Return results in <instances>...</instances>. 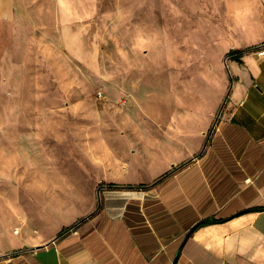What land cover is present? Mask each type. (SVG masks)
<instances>
[{"label":"rangeland","instance_id":"obj_1","mask_svg":"<svg viewBox=\"0 0 264 264\" xmlns=\"http://www.w3.org/2000/svg\"><path fill=\"white\" fill-rule=\"evenodd\" d=\"M69 1L76 21L67 23L66 36L56 0H25L26 31L12 42L8 30L2 36L0 131L32 133L25 142L40 149L29 155L40 156L43 145L61 158L50 177L56 181L60 172L59 188L26 193L23 185L17 195L13 189L25 183V142L14 164L3 153L0 219L12 231L17 212L31 219L46 204L60 211L63 202L64 222L71 210L85 217L104 209V184L148 185L164 164L171 170L170 157L199 153L204 141H191L205 136V111L208 134L232 83L226 43L264 40V0ZM6 141L15 149L14 139ZM8 167L20 175L6 173ZM33 227L45 232L41 223Z\"/></svg>","mask_w":264,"mask_h":264},{"label":"crops","instance_id":"obj_2","mask_svg":"<svg viewBox=\"0 0 264 264\" xmlns=\"http://www.w3.org/2000/svg\"><path fill=\"white\" fill-rule=\"evenodd\" d=\"M24 1L0 0V55L4 30L10 32L11 42L17 31H26ZM56 3L66 36L67 23L75 20L71 12L75 7L69 0ZM226 46V54L243 52L241 62L228 59L232 83L226 103L208 134L211 120L206 109L205 136L191 141H204L199 153L170 157L171 170L164 164L154 173L156 181L148 185L104 184L101 189L108 195L104 209L99 206L85 217L72 216L71 210L70 220L64 222L60 215L65 214L66 205L58 202L62 212H49L47 204L41 214L33 212L31 219H21L17 212L14 218L19 225L13 231L8 221L0 219V264H264V56L253 52L264 46V40ZM9 122L19 125L17 120ZM30 134L0 131V161L8 153L10 164L17 162L22 157H18V144L31 140L34 134ZM49 137L44 135L43 141ZM6 139H14L15 149L5 145ZM27 142L22 150L26 152L25 183L13 191L20 195L23 185L26 193L59 188L60 172L56 181L50 178L60 171L54 166L61 161L56 159L57 152L42 145L40 156L29 155L40 148L34 141V145ZM39 158L47 159L41 160V167ZM20 171L8 167L6 173L20 175ZM56 196L60 194L51 198ZM206 220L213 222L194 230ZM39 223L45 232L33 227ZM68 226L74 230L66 231Z\"/></svg>","mask_w":264,"mask_h":264},{"label":"trees","instance_id":"obj_3","mask_svg":"<svg viewBox=\"0 0 264 264\" xmlns=\"http://www.w3.org/2000/svg\"><path fill=\"white\" fill-rule=\"evenodd\" d=\"M242 54L243 52L242 51H239V50H231L229 53H228V56H229V59L233 60V61H238V62H241V57H242ZM110 187L112 186H115L114 184H109ZM213 220H206V221H202L200 222L195 228L197 229L198 227L202 226V225H206V224H209V223H212Z\"/></svg>","mask_w":264,"mask_h":264},{"label":"built area","instance_id":"obj_4","mask_svg":"<svg viewBox=\"0 0 264 264\" xmlns=\"http://www.w3.org/2000/svg\"><path fill=\"white\" fill-rule=\"evenodd\" d=\"M253 52H256L259 57H263L264 56V46L254 49Z\"/></svg>","mask_w":264,"mask_h":264},{"label":"water","instance_id":"obj_5","mask_svg":"<svg viewBox=\"0 0 264 264\" xmlns=\"http://www.w3.org/2000/svg\"><path fill=\"white\" fill-rule=\"evenodd\" d=\"M226 103V100H225V102H224V104ZM224 107V106H223Z\"/></svg>","mask_w":264,"mask_h":264}]
</instances>
